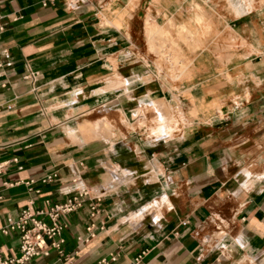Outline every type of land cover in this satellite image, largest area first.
Segmentation results:
<instances>
[{
    "label": "crops",
    "instance_id": "1",
    "mask_svg": "<svg viewBox=\"0 0 264 264\" xmlns=\"http://www.w3.org/2000/svg\"><path fill=\"white\" fill-rule=\"evenodd\" d=\"M192 6L234 41L172 80L146 23L181 34L167 20ZM160 105L172 127L151 131ZM0 148V227L89 193L62 217L64 256L25 264H264V0H0ZM0 250L18 256L19 234Z\"/></svg>",
    "mask_w": 264,
    "mask_h": 264
},
{
    "label": "built area",
    "instance_id": "2",
    "mask_svg": "<svg viewBox=\"0 0 264 264\" xmlns=\"http://www.w3.org/2000/svg\"><path fill=\"white\" fill-rule=\"evenodd\" d=\"M7 65H10V63L8 62ZM4 164V162H0V174L2 173ZM57 177L56 171L48 172L40 177L38 182L42 184L50 183ZM74 181L73 178L72 182ZM35 183L36 180L34 179L24 181L29 191L34 190L35 192H39L32 188ZM4 184L7 185V183ZM86 197H89L86 189H75L62 201L51 202L49 199H46L44 207L35 210H32L30 207L33 205V200H29L28 205L16 217H7L5 224L0 227V233L8 235L10 232L15 231L19 234V255L16 257H4L0 250V264H25L34 257L48 255L50 249H55L60 257L64 256L62 233L66 228V224L62 221V217L82 207ZM89 199L91 201L90 209L97 211V205L101 202V196L96 195ZM93 228V225L87 227L88 238L95 235ZM88 238L84 240L87 241ZM78 239L80 240V238ZM117 256V253H111L109 257L100 258L93 264H111L117 259Z\"/></svg>",
    "mask_w": 264,
    "mask_h": 264
},
{
    "label": "rangeland",
    "instance_id": "3",
    "mask_svg": "<svg viewBox=\"0 0 264 264\" xmlns=\"http://www.w3.org/2000/svg\"><path fill=\"white\" fill-rule=\"evenodd\" d=\"M191 8L192 11L189 9L187 12L189 15L191 14L187 22L179 25L172 17L167 20V25L170 26V30L175 28L181 29V34L176 35L174 31L169 34L167 31L164 33L167 36H164L162 33L164 30H166L164 25L158 22L152 25L146 23L147 32L149 33V38L147 39V44L149 45V47L147 46L149 48L148 52H151L155 55L154 63L159 71L163 72L164 67L167 68L166 73L172 80H176L174 76L179 78L184 74L183 70H176V68L180 69V67L185 66L181 63L182 58H184L185 62L187 61L190 63L192 57L196 56L198 51H202L204 49L206 52H208L207 50H212L214 45L226 47L228 41H234L225 31L216 32L213 26L208 22L206 14L201 9L197 8L196 6H192ZM158 33L159 35L154 39L153 35ZM181 45L188 46V48L182 46L184 48L183 50L188 49V51L192 50L196 52L192 54L186 50L183 53L184 55H181L179 52ZM144 46L145 43L142 42L139 51H142ZM153 54L150 55L151 57L149 60H152L154 56ZM102 122H108V120L104 119L99 121V126ZM162 123L164 126L167 125L168 128L172 127L169 126L170 124L167 116L162 120Z\"/></svg>",
    "mask_w": 264,
    "mask_h": 264
},
{
    "label": "bare ground",
    "instance_id": "4",
    "mask_svg": "<svg viewBox=\"0 0 264 264\" xmlns=\"http://www.w3.org/2000/svg\"><path fill=\"white\" fill-rule=\"evenodd\" d=\"M179 75V74H178ZM182 76V75H181ZM189 76V75H188ZM183 77V76H182ZM187 77V76H186ZM174 78L175 79H177L178 77H175L174 76ZM155 109H158V115H157V117H156V119H155V123H154V125L152 126V128H151V131H155V132H158V131H160V129H162L163 127L164 128H166V130L167 129H170V128H168V126L167 125H163V123H162V120L167 116L166 114H165V110H164V108L160 105V106H156L155 107ZM153 116V115H152ZM165 122V121H164ZM167 123V122H166ZM165 123V124H166ZM109 126H110V124L108 123V122H104L103 123V125L101 126V131H104V133H108V129H109ZM168 131V130H167ZM109 134V133H108ZM131 182V181H130ZM133 183V182H132ZM138 183V182H137Z\"/></svg>",
    "mask_w": 264,
    "mask_h": 264
}]
</instances>
